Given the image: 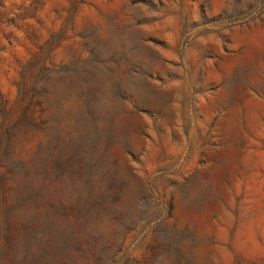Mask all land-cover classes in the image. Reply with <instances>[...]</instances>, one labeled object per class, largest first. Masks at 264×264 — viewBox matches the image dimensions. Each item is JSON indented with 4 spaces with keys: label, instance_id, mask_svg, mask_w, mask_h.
<instances>
[{
    "label": "rangeland",
    "instance_id": "374dc122",
    "mask_svg": "<svg viewBox=\"0 0 264 264\" xmlns=\"http://www.w3.org/2000/svg\"><path fill=\"white\" fill-rule=\"evenodd\" d=\"M3 151L69 264H264V0H0Z\"/></svg>",
    "mask_w": 264,
    "mask_h": 264
},
{
    "label": "trees",
    "instance_id": "16d2710c",
    "mask_svg": "<svg viewBox=\"0 0 264 264\" xmlns=\"http://www.w3.org/2000/svg\"><path fill=\"white\" fill-rule=\"evenodd\" d=\"M5 152L0 153V164ZM41 189L19 194L8 170L0 171V264H69L73 252H88L80 246L81 227L87 210L58 201L49 211L29 221L16 218L18 212L35 206ZM36 248V254L30 251Z\"/></svg>",
    "mask_w": 264,
    "mask_h": 264
}]
</instances>
